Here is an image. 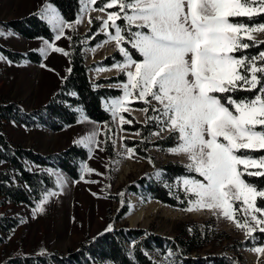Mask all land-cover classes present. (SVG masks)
I'll use <instances>...</instances> for the list:
<instances>
[{
	"label": "snow or ice",
	"instance_id": "snow-or-ice-1",
	"mask_svg": "<svg viewBox=\"0 0 264 264\" xmlns=\"http://www.w3.org/2000/svg\"><path fill=\"white\" fill-rule=\"evenodd\" d=\"M81 3L84 13L117 8L101 20V31L114 29L105 43L114 42L124 57L115 67L126 74V82L122 96L107 103L106 110L121 124L132 123L121 113L140 111L146 121L156 124L151 135L175 133L178 143L169 152L185 156L187 170L201 178L177 181L194 197L184 210L210 211L233 222L253 242L259 240L254 234H264V205L257 200L264 201V187L243 177L264 176V155L250 154L264 153V50L251 55L245 50L262 43L253 34L264 32V23L249 25L230 18L264 14V0H105L98 9L89 7L96 0ZM41 16L56 32V40L66 28H74L51 4ZM81 22L77 18L75 24ZM44 44L69 55L48 40ZM126 44L142 59H135ZM40 51L47 54L45 48ZM238 91L255 95H231ZM132 101H141L145 107L133 109ZM96 136L93 132L77 143L91 151L90 145L98 143ZM134 153V148L125 146L124 155L131 158ZM82 170L94 171L86 164ZM56 194L47 193L36 210L43 212L41 205ZM249 250L264 255V243Z\"/></svg>",
	"mask_w": 264,
	"mask_h": 264
},
{
	"label": "rangeland",
	"instance_id": "rangeland-1",
	"mask_svg": "<svg viewBox=\"0 0 264 264\" xmlns=\"http://www.w3.org/2000/svg\"><path fill=\"white\" fill-rule=\"evenodd\" d=\"M98 1L100 0H96V3ZM96 3L89 7L98 9ZM49 4L63 17L59 8L51 0H0V45L15 52L24 54L34 52L41 56L40 63L24 60L16 64L0 52V57H3L0 59V104L16 102L24 111L30 113L49 102L51 97L59 91L70 70L68 55L47 49L44 44L45 39H25L5 26V23L11 20L21 19L33 13L41 16ZM82 7L80 0V13L77 18H82V22L80 24L72 22L74 28H66L64 36L59 40L55 39L56 32L43 18L54 34V40L48 42L69 53L72 35L74 33L80 35L85 45L84 55L89 67V78L92 82L98 80L110 82L105 86L119 90L121 93L117 97L119 98L122 96V84L126 82V74L118 70L115 65L123 63L124 57L114 42L105 43L108 32L114 34V29L110 28L108 32L101 31V20L107 18V12L117 11V8L107 9L106 12L84 13ZM89 19L92 21L91 24L88 22ZM117 24L124 25L126 21L117 20ZM95 26L99 29L92 32L90 38H86V34ZM253 35L256 41L264 42V32ZM94 41H98L97 44L90 46ZM124 46L131 51L135 59H142L130 45ZM41 48H45L46 55L41 53ZM236 55L239 56L241 53L238 52ZM98 69L107 70L98 71ZM113 99L102 101L105 110V105ZM129 106L133 109L145 107L141 101H132ZM149 112L151 114V109ZM78 114L76 124L58 133L46 128H28L16 122H0V132L7 136L13 146L32 149L42 155H50L77 145L86 149L89 155L87 162L83 165L86 164L94 170L87 173L81 167L80 179L72 180L60 169H49L56 179L58 191H54L57 194L49 196L47 202L41 205L43 212L36 210L42 200L34 208H30L7 202L0 197V218H13L19 221V226L7 233L0 229V237L5 240L0 245V264L16 256L43 255L54 251L66 254L76 249L82 241L94 237L107 228L106 218L109 209L116 213L119 208L118 203H115L110 195L119 193L125 185L143 176H146L149 181L156 180L163 184L178 206L174 207L153 199L142 189L138 194L124 193L123 198L128 202L129 211L122 220L116 222V227L144 228L162 236L174 237L184 223L211 220L217 230L215 242L193 253L192 257L207 254L227 255L233 258V264H264V255L250 251L251 247L242 246L249 237L242 230L237 229L233 222L223 217L218 218L207 210L189 212L179 206L194 197L185 193L182 183L177 184L182 177L174 179L173 182L166 181L163 166L169 163L180 164L187 170L186 165L189 161L183 155L171 154L169 152L171 148L162 149L155 144L167 138L170 132H163L160 136L150 134L147 139L141 135H133L135 132L128 131L124 126L133 128L139 124L146 125L149 121H146L145 114L140 111L121 113L132 123L121 124L119 119H114L116 122V134L113 139L115 141L114 155L109 157L104 148L105 126L90 120L83 110H79ZM153 124L156 126L154 121ZM93 132L97 133L98 143L90 145L91 151L89 147L77 143L78 140ZM127 141L136 142V144L130 147ZM125 146L135 149L131 158L124 155ZM149 159L152 163H149ZM31 168L38 169L33 166ZM187 172L190 176L185 177L201 179L197 173L188 170ZM149 255L158 264H178L172 253L168 251L163 254L155 250Z\"/></svg>",
	"mask_w": 264,
	"mask_h": 264
},
{
	"label": "trees",
	"instance_id": "trees-1",
	"mask_svg": "<svg viewBox=\"0 0 264 264\" xmlns=\"http://www.w3.org/2000/svg\"><path fill=\"white\" fill-rule=\"evenodd\" d=\"M51 2L59 8L67 22L76 21L80 13V0H51ZM104 2L105 0L98 1L96 7L100 8ZM230 19L252 25L264 23V14L251 19L248 17ZM5 26L25 39L54 40L51 28L38 13L11 20L5 23ZM98 29L97 26L93 27L86 34V38H90L92 32ZM81 38L76 33L72 35L71 49L68 55L70 70L59 91L51 97L49 102L30 113L24 111L21 105L16 102L2 103L0 104V122H16L28 128H46L58 133L66 127L76 124L79 118L78 111L83 110L90 120L105 126L104 148L108 156L113 157L116 122L112 114L104 109L102 101L117 98L121 93L119 90L105 86L110 82L91 81L84 55L85 45ZM97 42H92L90 46L96 45ZM261 50H264V42L253 46L246 53L257 54ZM0 52L16 64H20L24 60L41 62V56L34 52L19 53L1 45ZM231 95L236 98L251 97L255 95V92L238 91ZM124 128L131 132L139 131L145 139L157 130L153 121H149L146 125L139 124L133 128L124 126ZM127 143L130 147L136 144V142L129 141ZM177 143L176 134L170 133L167 138L155 144L162 149H169L175 147ZM250 154L253 156L264 155L261 152ZM88 158L87 150L77 145H72L58 153L42 155L32 149L13 146L7 136L0 132V197L13 204L34 208L47 193L58 191L56 179L49 169H60L72 180H79L81 167ZM32 166L38 169H32ZM163 172L166 181L169 182H173L179 177L190 176V173L180 164H166L163 166ZM243 179L264 187V176H244ZM141 189L153 199L174 207L178 206L163 184L156 180L149 181L146 176H143L125 185L119 193L110 195L114 202L118 203L119 208L116 213L109 209L106 218L107 228L103 232L87 238L76 249L70 250L66 254L54 251L43 255H22L12 257L4 264H158L149 255L155 250H159L163 254L167 251L171 252L178 264H233V258L227 255L207 254L192 257L193 253L199 252L215 242L217 230L211 220L184 223L179 227V231L174 237L162 236L144 228L116 227V222L122 220L129 211L128 202L124 200L121 193L138 194ZM257 204L264 205V201L258 199ZM179 206L183 209L187 208L188 201ZM18 226L17 219L0 218V229L3 232L7 233ZM109 226H112L111 231L108 230ZM254 235L260 239L253 242L248 238L242 243V246L252 248L264 243V234L257 232ZM4 241L0 237V245Z\"/></svg>",
	"mask_w": 264,
	"mask_h": 264
}]
</instances>
